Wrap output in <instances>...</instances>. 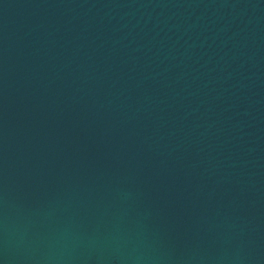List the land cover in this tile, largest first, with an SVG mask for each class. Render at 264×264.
Instances as JSON below:
<instances>
[{
  "label": "water",
  "instance_id": "water-1",
  "mask_svg": "<svg viewBox=\"0 0 264 264\" xmlns=\"http://www.w3.org/2000/svg\"><path fill=\"white\" fill-rule=\"evenodd\" d=\"M0 264H264V0H0Z\"/></svg>",
  "mask_w": 264,
  "mask_h": 264
}]
</instances>
